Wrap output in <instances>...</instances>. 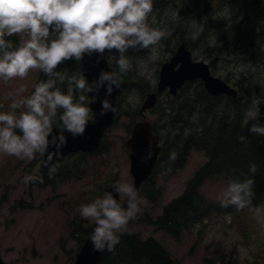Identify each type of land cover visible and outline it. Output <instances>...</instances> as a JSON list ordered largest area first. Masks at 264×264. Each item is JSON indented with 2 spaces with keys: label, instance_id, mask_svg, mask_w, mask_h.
Listing matches in <instances>:
<instances>
[{
  "label": "rangeland",
  "instance_id": "1",
  "mask_svg": "<svg viewBox=\"0 0 264 264\" xmlns=\"http://www.w3.org/2000/svg\"><path fill=\"white\" fill-rule=\"evenodd\" d=\"M240 4L241 0H153L148 22L169 35L156 46L157 59L153 61L148 59L150 49L126 53L133 68L127 75H121L122 80L129 83L117 97L115 120L105 132L100 151L70 153L55 164L51 175L48 168L42 170L39 154L28 161L0 153V257L8 264H73L87 237L85 229L93 223L80 216L79 206L102 197L114 181L134 184L126 140L133 124L142 118L140 111L148 92H158L156 105L144 111L152 120L154 129L163 135L164 160L174 150L172 145L177 139L174 134L181 130L179 127L189 132L196 123L197 126L200 124L201 113L191 110V104L195 103L192 99L196 97L198 100L200 96L197 94L205 89L200 86V80L192 81L176 94L169 91V87L158 89L162 64L174 55L181 42L189 43L198 59L211 62L216 76L239 90L237 101L245 105L243 111L254 108L264 116V21L260 25L245 21L253 26H245L244 34H232L230 40H221L244 16L258 12V17L264 18V2L244 8ZM247 29L258 35L261 33L258 38L263 45L244 37ZM110 56L118 71L113 57L118 58L119 54H109V61ZM140 61L146 62L143 68ZM39 71L30 70L25 79L17 77L8 83L0 80V105H3L0 111L10 110L11 100L5 99V94L21 84L27 87L22 95H31L39 79ZM202 95L207 101L204 92ZM186 97L188 99H184ZM180 100L182 103H177ZM218 100L222 104L213 110L221 116L227 109L228 97L221 95ZM245 112L235 120L237 132L245 127ZM206 119L209 123L213 116ZM173 122L179 127L176 126L171 137L173 129L169 130V127ZM233 131H229V138L234 135ZM251 145L242 143L241 147L232 149L229 156L223 157L236 170H241L247 163L242 153H247ZM208 161V152L196 146L191 148L184 165L165 168L162 164L153 174L151 190L139 192V212L135 219L129 221L126 230L139 232L144 238H157L170 250L178 264H209L205 257L213 258L216 248L225 249L226 257L234 260L232 264H264V257L258 253L264 252V201L257 206L262 210L260 219L248 207L238 210L232 206L234 212L226 210L219 212L220 216L213 214L212 218L185 229L177 236L152 223L164 205L181 195L196 172ZM78 165L81 174L75 170ZM72 172L74 176H69ZM30 175L43 177V183L39 180L25 183L24 178ZM230 179L225 173L211 174L203 178L199 188L208 202L218 203ZM247 236L248 240L253 239V243L246 242Z\"/></svg>",
  "mask_w": 264,
  "mask_h": 264
},
{
  "label": "clouds",
  "instance_id": "2",
  "mask_svg": "<svg viewBox=\"0 0 264 264\" xmlns=\"http://www.w3.org/2000/svg\"><path fill=\"white\" fill-rule=\"evenodd\" d=\"M152 9L153 0H0V80L25 79L33 69L48 77L34 86L31 95H22L27 91L23 84L5 94L11 103L9 111H0V153L28 161L37 154L44 157L50 143L57 150L66 145L64 132L82 136L90 121L96 123L88 106L94 101L86 94L95 93L98 98L100 88H105L110 95L114 87L119 88L121 75L133 68L126 52L150 49L148 59L153 61L157 59L156 46L169 35L149 24ZM14 35L19 36L16 46L5 39ZM113 50L119 53L118 58L113 57L118 71L101 70L91 84L82 74L69 76L55 71L63 62L82 61L85 55L96 56L98 63L106 51ZM139 64L143 68L146 62ZM66 79L69 87L64 92L57 83ZM113 110L107 99L101 101V116ZM258 118L259 112L249 108L244 124L254 121L249 131L264 135V125L255 123ZM54 126L59 130L56 135H52ZM239 139L245 141L242 135ZM170 159H175L174 153ZM257 170L255 163L249 165V172L255 174ZM54 171V166L49 168L50 175ZM36 180L43 183V177L24 178L25 183ZM112 188L126 199L118 201L112 192H105L78 209L81 217L95 224L90 236L94 251H114L127 224L139 212L141 201L132 184L117 181ZM253 188L251 177L230 179L220 194L221 206L238 210L248 207L260 219L262 210L252 208Z\"/></svg>",
  "mask_w": 264,
  "mask_h": 264
},
{
  "label": "trees",
  "instance_id": "3",
  "mask_svg": "<svg viewBox=\"0 0 264 264\" xmlns=\"http://www.w3.org/2000/svg\"><path fill=\"white\" fill-rule=\"evenodd\" d=\"M253 19H256V21H253ZM245 21H249L248 23L256 22V24L258 22V25H260L261 22L264 21V18L258 17V12L252 14V16H244L238 23L231 26V30L229 31L230 34H227L221 38V40H230L232 34H244L242 32H244L243 29L245 26L246 28L253 26L248 25ZM243 23H245L244 27L242 25ZM246 31L247 34L244 35V37L246 36V38H249L257 45H263L262 40L258 38V36H261V33L258 35L253 30H250L249 32L247 29ZM262 33L264 35V32ZM5 39L10 40L13 45L16 46L19 41V36L14 35L12 37H5ZM111 56L109 57L110 62ZM55 71L67 73L69 76L73 74H82L79 67V61L76 60L63 62L57 69H55ZM47 79L48 77L39 71V79L37 83ZM57 87L62 91L67 92L69 87L67 79L64 83H59ZM203 92L206 95L207 101H204L205 99H203ZM197 95L202 97L198 98L202 103L195 97L192 99L195 103L191 104V110H193V113L196 111L201 113V118L198 119L200 124L197 126L196 123L195 127L189 132H186L184 127L177 126V123L175 122L171 123V127H169V130L173 129L170 134L171 137H173L172 134L177 127L181 128L180 131H176L174 134L177 138L172 145L174 150L168 154L166 160L163 159L161 154L158 164L153 171L154 174L162 164H164L165 168H176L177 166L184 165L192 147L199 146V148L205 149L209 155V161L196 172L195 176L189 181L185 191L168 204H165L163 211L158 214L155 219H152V223L156 224L158 228L169 232L173 236L179 235L185 229H190L195 224H198L205 219L212 218L213 214L220 216V213H224L226 210L233 211L231 205L228 207H222L220 202H208L204 197L201 188H199V184H201L203 178L211 174L225 173V175L229 176L231 179L239 178L241 180H243L245 176L251 177L254 179L253 191L255 193L252 200V207L260 206L264 201V135H257L249 131V128L254 121H249L243 130L239 129L238 132L237 129L234 128L237 123L235 120L241 118L242 113L245 112L243 111L245 105H242L237 101L239 96L233 97L226 95L228 97L227 109L224 110L223 115L218 116V113H215L213 108H215V106L219 107L218 105L221 101L218 99L221 95H210L205 89ZM184 99L188 98L186 97ZM177 103H182V100L177 101ZM262 109L264 110V105H262ZM193 113L191 115H193ZM210 116H213V120L207 123L206 118ZM255 123L264 125V116L259 115V118ZM154 130L156 131V128ZM230 130L234 132L232 138L228 137ZM241 135L245 137L244 142H241L239 139ZM242 143L252 145L248 146L249 151L246 150L248 151L247 153H242L246 156V165L242 167L241 170L240 168L236 170L230 162L226 161L227 158L223 156H229L232 152L231 150L237 149L236 147H241ZM101 148H103V146ZM173 153L175 154L174 160L170 159V156ZM236 156H239L237 152ZM237 161L239 162L238 159ZM252 163H255L258 169L255 174L249 172V165ZM75 170L78 174H81V167L79 165L76 166ZM241 172L245 175H241ZM45 173L48 172L46 171ZM153 174L142 183L140 191H142V189L144 191L151 190ZM69 176H74V173H70ZM89 230L90 227L86 228L85 233L88 234ZM243 233L246 234V231H243ZM246 242H248V244L253 243V239L248 240L247 236ZM258 253L264 257V252ZM226 254L227 251L225 249L221 251L220 248H216L214 257H205V260L209 264H232L231 261L234 262L233 258L231 257L232 259H228ZM97 264H178V262L171 254L170 250L157 238L153 236L144 238L139 232L125 230L123 234L120 235V242L115 246V250L104 253Z\"/></svg>",
  "mask_w": 264,
  "mask_h": 264
},
{
  "label": "water",
  "instance_id": "4",
  "mask_svg": "<svg viewBox=\"0 0 264 264\" xmlns=\"http://www.w3.org/2000/svg\"><path fill=\"white\" fill-rule=\"evenodd\" d=\"M263 0H242L241 6L251 5L262 2ZM143 49L133 50L129 49L130 52H137ZM113 52H116L113 50ZM108 51L105 52L102 58H99L97 63V57L84 56L83 60L80 61L81 70L83 75L87 77L88 82L93 83L98 77L101 70L110 72L114 70L107 58ZM178 65V67H177ZM200 76L205 84L207 90L212 94L227 93L233 96L238 95V90L232 86L228 81L223 78L211 73L209 64L204 60H193L191 51L186 47L185 43H182L177 53L171 58V60L163 64L161 70V79L159 82V89H163L170 85L171 91L176 92L178 87L182 85L187 79ZM119 88H113L110 95H106L105 88H100L98 98L95 93H88L92 98L89 105L94 113L96 123L91 121L86 125L85 132L82 136L73 137L70 133L64 132V136L67 139L66 145L57 150L55 144L50 143L47 153L42 157L41 168L45 169L51 163L60 159L65 154L72 151H90L97 148L101 142L104 132L108 126H110L115 120L116 112V98L121 89H123L128 83L127 80H122ZM107 99L111 104L113 111H108L105 115L101 116V101ZM157 100L156 92H149L148 97L145 100L144 105L141 108V112L152 107ZM58 129L54 126L52 135L58 133ZM51 141V136L49 137ZM160 135L153 131L152 123L144 115V119L137 121L133 125L131 136L127 139V147L129 149V155L131 158V171L134 175L133 187L139 191L142 182L148 178L157 162L161 146L159 144ZM150 154V155H149ZM50 157V159H49ZM47 164V166H45ZM114 184V183H113ZM112 184V185H113ZM112 185L109 187L108 192H112L115 199L120 201L121 198L118 196ZM126 207V204L124 205ZM95 227L93 223L87 236L86 240L82 244L79 252L76 255L73 264H97L102 258L104 251H94L93 244L90 239L91 233ZM0 264H8L3 257H0Z\"/></svg>",
  "mask_w": 264,
  "mask_h": 264
},
{
  "label": "flooded vegetation",
  "instance_id": "5",
  "mask_svg": "<svg viewBox=\"0 0 264 264\" xmlns=\"http://www.w3.org/2000/svg\"><path fill=\"white\" fill-rule=\"evenodd\" d=\"M181 43H183V42H181ZM180 43V44H181ZM184 43H186V45H187V48H189L192 52H193V57L194 58H198L199 56H196L195 54H194V48H191L190 47V44L188 43L187 44V42H184ZM225 46H228L227 44H225ZM180 47V46H179ZM179 47H178V49H179ZM178 49H176L174 52H173V54H176L177 53V51H178ZM131 53H133V52H131ZM171 56H173V55H171ZM170 56V57H171ZM112 63V62H111ZM209 64H210V67H211V70H212V64H211V62H209ZM212 72H213V70H212ZM214 73V72H213ZM194 79H198V80H200V82H201V84H200V86H204L205 87V90H207V88H206V84H205V82H204V80L200 77V76H197V77H194V78H191V79H187L183 84H184V86H186L187 84L189 85L192 81H194ZM186 83V84H185ZM182 84V85H183ZM181 85V86H182ZM264 105V104H263Z\"/></svg>",
  "mask_w": 264,
  "mask_h": 264
},
{
  "label": "bare ground",
  "instance_id": "6",
  "mask_svg": "<svg viewBox=\"0 0 264 264\" xmlns=\"http://www.w3.org/2000/svg\"><path fill=\"white\" fill-rule=\"evenodd\" d=\"M186 44V43H185ZM187 46V45H186ZM113 54V53H112ZM211 95H214V96H219V95H223L222 93H219V94H217V93H215V94H211ZM140 114L142 115V112L140 111ZM139 121V120H138ZM137 122V121H136ZM135 122V123H136ZM134 123V124H135ZM152 126H153V124H152ZM153 130H154V126H153ZM55 165V162L52 164H50V165H48L47 166V168L49 169L50 167H53ZM154 171V170H153ZM153 171H152V173H151V175L153 174ZM140 190H141V188L139 189V191H138V193L140 192ZM81 248V247H80Z\"/></svg>",
  "mask_w": 264,
  "mask_h": 264
}]
</instances>
